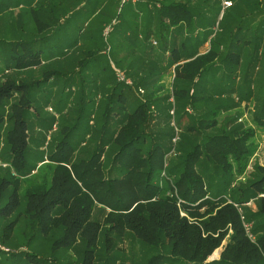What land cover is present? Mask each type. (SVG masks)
I'll return each mask as SVG.
<instances>
[{
  "label": "trees",
  "instance_id": "16d2710c",
  "mask_svg": "<svg viewBox=\"0 0 264 264\" xmlns=\"http://www.w3.org/2000/svg\"><path fill=\"white\" fill-rule=\"evenodd\" d=\"M43 1L0 5V264H264V139L250 165L255 131L232 113L253 99L264 132V0L220 19L219 0H108L64 41L75 57ZM49 81L76 117L48 150L67 117L40 116Z\"/></svg>",
  "mask_w": 264,
  "mask_h": 264
},
{
  "label": "rangeland",
  "instance_id": "374dc122",
  "mask_svg": "<svg viewBox=\"0 0 264 264\" xmlns=\"http://www.w3.org/2000/svg\"><path fill=\"white\" fill-rule=\"evenodd\" d=\"M16 2H17V0H0V5L2 7H6V5L13 6V5H16ZM110 25L108 26L109 29L111 28ZM66 35L71 38L70 40L77 38V35L75 34V31H73V30L70 33V31L68 29L67 32H66ZM3 38L5 39V37H3ZM6 40H9V39H6ZM64 50H66V49H64ZM67 50H68V54H70L72 57H75V54L78 52V50L75 49V46H74V49L72 47L68 46ZM66 56H67V54H66ZM7 57H8V54L6 53V50L4 48L3 49L0 48V74H1V72H3V69H4L5 65H6V62L8 63ZM11 73L12 72H9L7 75H10ZM1 79H3L2 76H1L0 80ZM170 81H171V77L169 76V73H167V75L165 77V82H167L169 86H170ZM60 82H62V81L60 80ZM88 85L89 84H87V86ZM63 87L66 88V85H64ZM61 88H62V83L58 84V86H56V87H53L52 81H49L45 85L44 88H42V86H41V88L36 93L39 96L40 94H43L42 93L43 91H48V93L49 94L51 93V95H52V97L49 98V101H45L44 98L40 99V102L35 100L36 101V106L39 107V109H40L39 110V114H40V116L42 118H46L47 120L52 118L56 114V112H59L58 110L61 109V108H62L61 111L64 113V115H67L66 118L65 117L61 118V116H59L57 120L54 118L56 121H55V123L53 124V126L51 128L52 131L50 130L51 131V133L49 135L50 138L47 140V143H48L47 149L48 150H49V147L51 146V144L53 145L54 142H55L56 138L54 139V137L52 135L53 134L55 135V133L58 132V130L56 128H59L62 125H65V124H73L74 123V119L73 118L76 117L75 113L70 111V110H72V109H70L72 105L70 107L68 105L70 100H71L72 95L67 99V101L64 102V104L59 103V101H62V100L64 101V99H63L65 97L64 95L68 94L67 91H65V90H64V94H62V89ZM67 88H68V90L71 93L74 91V89L72 90L73 87L72 88L67 87ZM14 97H16V96H14ZM95 99H96V101H98L99 100V96H96ZM234 102H235V104H237V106H235V108L232 110L233 115H235L237 117V118H235L236 119L235 124H243L245 128L250 127V128H253L254 131H255L254 139H255L256 148H255L253 156L250 159V165H252L254 163V161L262 162L263 161L262 146H263L264 132H263L262 129L254 128V125H253L252 120H251V116L255 112V109H256V104H255L253 99H250L249 101H246V102L245 101H239L238 99L237 100L234 99ZM59 106H60V108H59ZM69 111L71 112V114H70ZM92 119L95 120V118H92ZM58 120H59V122L57 124ZM40 121L41 120L36 121V122H34L31 125V127H30V132L31 133H34L36 135V134H39V132L42 131L41 122ZM44 133H46L45 135L47 137L48 131H44ZM89 140L90 139H88L87 142ZM40 141H41L40 139H37L35 141L36 143H34V146L35 145L36 146L40 145L41 144ZM48 150H46V152L44 151V153H47ZM1 161H2V159L0 158V162ZM250 171L251 170H249V172ZM3 174H4V170L0 169V177ZM95 217H98V218L102 217V214H99V210L95 211ZM218 250H220V248L215 250L214 253L216 251H218ZM127 252L128 251L126 250V253ZM134 257H136V256H134ZM217 258H218L217 254L213 256V259H217ZM210 259H211V257H210ZM136 261H137V259L135 258V262ZM117 263L118 262H115L114 264H117ZM124 263H128L129 264V262H127V261L124 262Z\"/></svg>",
  "mask_w": 264,
  "mask_h": 264
},
{
  "label": "crops",
  "instance_id": "0c3cea01",
  "mask_svg": "<svg viewBox=\"0 0 264 264\" xmlns=\"http://www.w3.org/2000/svg\"><path fill=\"white\" fill-rule=\"evenodd\" d=\"M84 1L85 0H59L58 1V10L56 11V13L57 15L61 16V19L58 22L60 23L59 28L57 29L56 34H54L57 38L56 40L57 45L61 46L59 50L56 49L58 53H60L61 50L64 51V49L68 47V44L64 42L66 39L69 42L71 41L70 40L71 38L66 35V32L68 29L70 33L73 30L75 31V34L77 35L76 33L78 32L76 30L77 27L78 29L80 28L82 29L84 25L88 22V20L90 18L92 19V16H95V15L98 16L101 13L100 17H102V19L104 17L105 18L104 20L107 21L106 19H108V16L111 15L110 8L106 7L108 4V0H97L95 4H93V0L92 1L87 0L85 1L86 6L84 5ZM56 3H57V0H53V4H56ZM43 4L44 6H47L48 1L44 0ZM92 5H94L95 7L94 10H92V8L90 7ZM14 10H15V12H13L14 14L18 12L17 9H14ZM66 13H71V15L69 14L70 17L63 19L64 18L63 16L66 17L67 15ZM81 32L84 33V30ZM77 38L79 39L81 37H78L77 35ZM58 53H56L53 47L51 50L45 51V55L46 56L50 55L52 58H55ZM58 59H61V58H58ZM58 64L59 66L64 67L65 61L61 60V62H59Z\"/></svg>",
  "mask_w": 264,
  "mask_h": 264
},
{
  "label": "built area",
  "instance_id": "2783aa9c",
  "mask_svg": "<svg viewBox=\"0 0 264 264\" xmlns=\"http://www.w3.org/2000/svg\"><path fill=\"white\" fill-rule=\"evenodd\" d=\"M137 0H117L118 2V11H120V9H122V7L124 5H126L127 3H135ZM220 1V5H221V8H220V12H219V16H218V19L221 18L223 12L225 9H227L230 5H231V1L230 0H219ZM114 23V21H113ZM109 31V28L106 29V31L104 32L105 34ZM153 44H155V42L153 41ZM120 78L122 79L123 77L120 76ZM172 112V111H171ZM176 140V137L173 138V142ZM5 164H2V166H4ZM0 249H4L6 250L4 247L0 246Z\"/></svg>",
  "mask_w": 264,
  "mask_h": 264
},
{
  "label": "water",
  "instance_id": "95a60500",
  "mask_svg": "<svg viewBox=\"0 0 264 264\" xmlns=\"http://www.w3.org/2000/svg\"><path fill=\"white\" fill-rule=\"evenodd\" d=\"M219 252H220V250H218V251H216L215 253H213L212 256H211V259H210V260L213 259V256H214V255H216V254L219 255Z\"/></svg>",
  "mask_w": 264,
  "mask_h": 264
}]
</instances>
